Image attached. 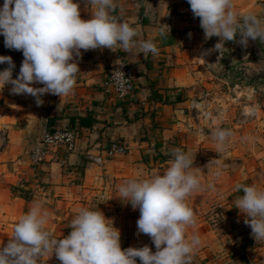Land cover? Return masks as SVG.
I'll list each match as a JSON object with an SVG mask.
<instances>
[{
	"label": "crops",
	"instance_id": "crops-1",
	"mask_svg": "<svg viewBox=\"0 0 264 264\" xmlns=\"http://www.w3.org/2000/svg\"><path fill=\"white\" fill-rule=\"evenodd\" d=\"M77 2L81 17L91 19L86 0ZM114 2L116 8L111 14L137 30V44L152 40L157 54L145 56L138 46L130 52L119 47L84 52L82 58L76 57L80 72L72 92L61 98L45 94L39 105L30 95H13L10 84L0 85V129L7 136L0 152V246L13 236L19 218L39 203L48 213L45 227L53 238L66 237L72 218L80 209L88 208L101 210L113 221L121 231L122 248L148 245L155 252L148 236L137 235L139 210L119 199L118 186L130 179L162 174L173 158L172 150L180 148L193 161L192 170L202 184L186 200L196 220L187 235L201 239L191 264H264V241L257 243L250 230L246 238L240 236L237 245L230 246L229 238L232 240L240 230L227 226L230 192L244 182L264 189V149L259 147L246 165L243 143L237 138L235 144L230 135L223 151L217 153L212 135L215 129L203 128L185 109L190 99L222 94L220 86L229 74H235L237 64L234 67L235 61L229 56L214 66L198 62L201 48L216 44L219 38L205 40L200 20L193 17L187 0ZM3 3L0 0V6ZM233 3L236 11L253 12L264 20V0ZM22 60L21 52L15 55L18 70L13 72V79L19 75ZM120 60L129 63L134 72L135 89L123 99L101 89L110 67ZM80 119L87 124L81 125ZM68 128L77 136L72 151L55 147L39 164L30 160L29 152L44 130ZM114 142L122 145L123 152L108 155ZM88 155L99 156L103 162L95 164ZM231 205L235 208V201ZM235 209L237 227L243 226L244 216ZM51 255H44L45 264H60Z\"/></svg>",
	"mask_w": 264,
	"mask_h": 264
},
{
	"label": "clouds",
	"instance_id": "clouds-1",
	"mask_svg": "<svg viewBox=\"0 0 264 264\" xmlns=\"http://www.w3.org/2000/svg\"><path fill=\"white\" fill-rule=\"evenodd\" d=\"M86 2L92 17L88 20L81 17L77 0H4L0 6V35L4 46L21 52L23 60L19 75L13 79V58L0 56V63L9 65L0 71V85L10 84L13 95H30L39 105L45 94L61 98L72 92L80 72L76 57L82 58L84 52L114 51L117 47L130 52L138 46L145 56L157 54L152 40L137 44V30L111 14L116 8L114 0ZM187 2L193 17L200 20L205 40L219 38L214 50L221 55L225 43L235 40L238 33L242 46L257 40L264 43V20L253 12L236 11L233 0ZM112 75L123 87L125 73L117 68ZM212 135L220 153L231 133L217 128ZM171 155L162 174L130 179L118 186L119 199L127 200L134 211L139 210L137 235L148 236L155 252L148 245L122 248L121 231L113 221L101 210L88 208L80 209L72 218L68 226L71 232L66 237L53 238L45 227L48 213L36 203L19 218L8 242L0 246V264H38L48 253L60 264H137V259L140 264H191L192 253L201 245V239L187 235L196 220L186 200L202 184L187 153L176 148ZM236 190L243 195L236 198L235 208L244 216L256 242L264 241V189L238 184Z\"/></svg>",
	"mask_w": 264,
	"mask_h": 264
},
{
	"label": "rangeland",
	"instance_id": "rangeland-1",
	"mask_svg": "<svg viewBox=\"0 0 264 264\" xmlns=\"http://www.w3.org/2000/svg\"><path fill=\"white\" fill-rule=\"evenodd\" d=\"M240 39L241 37L238 36L232 41V49L226 46L224 49L227 56L234 59V67H236V64L238 66L237 70L235 69V74H229L220 86L223 89L222 94L217 95L215 98L214 96H208L211 98L213 106L222 110L224 122L213 127L207 126V128L216 130L220 127L222 130H228L234 137L233 142L235 144L236 139L239 138V141L244 145L242 152L247 158L245 159L247 165V161L249 158L255 157L254 153L259 147L264 149V43L259 44L257 42L259 40H257L249 42L248 46L245 47L239 43ZM245 62L250 63V65L245 66ZM210 63V66L217 64L214 60ZM252 110L256 111L255 116L250 115ZM240 184H246V182ZM240 195H243L242 191L234 190L230 192L228 198L230 203L227 210L229 220L227 226L233 231L240 230L236 233L237 235H233L232 240L229 238L230 246L237 245L242 238L240 236L246 238L251 230L245 224L237 227V210L231 204ZM237 236H239L238 239Z\"/></svg>",
	"mask_w": 264,
	"mask_h": 264
},
{
	"label": "built area",
	"instance_id": "built-area-1",
	"mask_svg": "<svg viewBox=\"0 0 264 264\" xmlns=\"http://www.w3.org/2000/svg\"><path fill=\"white\" fill-rule=\"evenodd\" d=\"M215 44H206L203 46L198 55V62L202 65H208L211 61H215L220 64L227 56L226 50H223L222 55L214 50ZM232 49V41L228 46ZM231 51V50H230ZM19 51L8 49L4 46V37L0 35V56H11L14 61V57ZM202 58V59H201ZM15 64V62H14ZM7 63H0V71L8 68ZM119 68L125 73L123 79L125 81L123 87L118 86L114 77L112 75L114 69ZM18 70V66L15 64L13 72ZM101 89L106 93H113L117 98L123 99L129 94H131L134 87V72L129 63L125 61H118L116 64L110 67L106 77L101 83ZM211 98L206 95L201 99H190L188 100L186 111L191 114L192 117L197 118L203 128L216 126L218 123L224 122L223 114L221 109L213 106ZM256 111L252 110L250 112L251 116H255ZM216 122V124H215ZM221 125V124H220ZM76 131L74 129H61V130H44L40 138L33 144L30 152L29 158L34 164H39L44 161L48 153L55 147H63L66 153L74 149V143L76 140ZM7 136L5 132L0 129V152L4 149L6 144ZM116 152H123V147L120 143L114 142L110 145L108 155ZM87 159L95 164H101L103 159L99 156L88 155ZM64 164V160L62 161ZM38 264H45L44 256L38 260Z\"/></svg>",
	"mask_w": 264,
	"mask_h": 264
},
{
	"label": "trees",
	"instance_id": "trees-1",
	"mask_svg": "<svg viewBox=\"0 0 264 264\" xmlns=\"http://www.w3.org/2000/svg\"><path fill=\"white\" fill-rule=\"evenodd\" d=\"M80 124H81V125H86L87 123H85V122L83 121V119H80ZM50 131H53V130H50Z\"/></svg>",
	"mask_w": 264,
	"mask_h": 264
},
{
	"label": "water",
	"instance_id": "water-1",
	"mask_svg": "<svg viewBox=\"0 0 264 264\" xmlns=\"http://www.w3.org/2000/svg\"><path fill=\"white\" fill-rule=\"evenodd\" d=\"M37 138H38V137H37ZM37 138H36V139H37ZM36 139H35V140H36Z\"/></svg>",
	"mask_w": 264,
	"mask_h": 264
}]
</instances>
